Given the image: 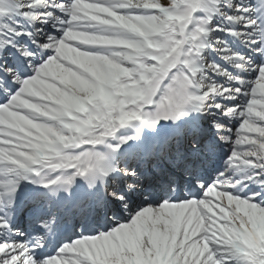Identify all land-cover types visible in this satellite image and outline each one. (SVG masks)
<instances>
[{"label":"snow or ice","instance_id":"obj_1","mask_svg":"<svg viewBox=\"0 0 264 264\" xmlns=\"http://www.w3.org/2000/svg\"><path fill=\"white\" fill-rule=\"evenodd\" d=\"M0 264H264V0H0Z\"/></svg>","mask_w":264,"mask_h":264}]
</instances>
